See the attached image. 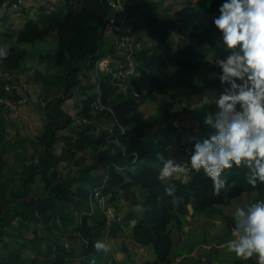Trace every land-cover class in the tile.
<instances>
[{
	"label": "trees",
	"instance_id": "obj_1",
	"mask_svg": "<svg viewBox=\"0 0 264 264\" xmlns=\"http://www.w3.org/2000/svg\"><path fill=\"white\" fill-rule=\"evenodd\" d=\"M61 1L55 8H41L36 19L28 17L17 30L0 31V39H4L0 46L8 49V56L0 59L2 71L19 75L30 54L23 46L35 45L53 33L57 35V47L47 57L58 69L54 77L37 70L36 79L55 86L58 93L45 105L47 121L36 140H32L34 161L20 170V178L12 188L10 179L1 180L0 175V264H100V252L94 243L102 241L107 232L119 236L125 227L120 222L109 226L107 214L97 200L96 210L89 214L95 189L102 191L109 207L118 210L123 199L142 208L138 223L131 226L127 222L126 226L135 242L154 246L156 258L144 264H173L177 253L172 231L184 228L190 207L193 216L217 218L225 214L219 206L232 205L245 193L258 192V198L264 200V184L255 188L249 185L243 166L222 173L227 187L219 196L213 193L212 181L203 170L197 173L191 169L187 181L158 179L167 150L181 142L180 137L173 136L174 122L180 118L189 121L190 114L218 110L216 105L200 103L223 90L215 75L220 69L214 62L226 52L218 44L221 33L213 23L223 0H185L184 6L174 12L170 10L173 4L163 6L164 0H122L129 15L136 16V31L140 32L134 44L137 73L129 78L126 90L120 89L121 79L112 73H97L95 66L116 49L113 64L127 62L126 48L119 50L113 43L112 34L121 33L107 32L112 19L116 26L121 25L126 15L108 0ZM7 2L12 6L19 0H0V8ZM19 5L23 15H29L23 3ZM8 18L6 12L3 21ZM179 24L190 27L187 43L181 48L175 47L174 32H180ZM118 51L124 56H118ZM92 68L95 73L90 76L95 77L96 83L82 91L79 86L86 70ZM137 74L148 79L146 95H135L144 85L137 84ZM5 82L0 77V95ZM77 87L82 90L76 95L73 91ZM75 97L74 117L64 104ZM148 98H166L176 105L146 116L141 106ZM98 99L112 111L95 109L93 103ZM181 102L197 106L183 108L178 106ZM76 118L88 123L73 126ZM0 121L3 133L4 121ZM61 131L66 134L62 135L64 146L59 149ZM1 139L5 140V136ZM5 144L0 148L3 173L4 154L9 150ZM39 187L44 191H39ZM224 220L229 229L234 228L232 215H224ZM24 226H30L33 237L26 236ZM5 235L11 240L5 241ZM80 244L81 247H75ZM189 251H193L192 246ZM237 263L257 264L254 257L232 262Z\"/></svg>",
	"mask_w": 264,
	"mask_h": 264
},
{
	"label": "clouds",
	"instance_id": "obj_2",
	"mask_svg": "<svg viewBox=\"0 0 264 264\" xmlns=\"http://www.w3.org/2000/svg\"><path fill=\"white\" fill-rule=\"evenodd\" d=\"M4 5V10L13 9ZM218 11L213 23L221 33L218 44L226 55L216 58L214 64L220 69L215 75L223 90L214 97L218 110L204 120L214 133L202 140L190 136L194 142L184 146L182 164L167 158L158 174V179L165 181L180 179V174H189L191 169L197 173L203 170L217 196L227 187L222 173L233 167L247 169L245 178L253 188L264 184V0H223ZM7 56L8 49L0 46V59ZM205 102L209 103L207 98ZM166 191L171 194L170 189ZM111 208L116 214L114 222L127 227L118 210ZM233 220L228 251L241 260L255 257L257 264H264V200L236 206ZM93 246L105 255L114 247L101 240Z\"/></svg>",
	"mask_w": 264,
	"mask_h": 264
},
{
	"label": "rangeland",
	"instance_id": "obj_3",
	"mask_svg": "<svg viewBox=\"0 0 264 264\" xmlns=\"http://www.w3.org/2000/svg\"><path fill=\"white\" fill-rule=\"evenodd\" d=\"M21 1L23 3V6H25L27 11L29 12V15L24 16L23 13L20 11V9L22 8V5L15 6L14 7L15 10L13 9L4 10L3 8H0V31L3 30V31L10 32V31L15 30L16 28L19 29L21 25L23 26L21 22H23L24 20H28V17L32 19H36V16L38 15V12L41 11V8L43 7L55 8L62 2L61 0H21ZM154 1H159V0H154ZM192 1L198 2L200 0H192ZM204 1L210 3L209 0H204ZM185 3H186L185 0H164L163 6L166 7V6L173 4V7L170 10L171 12H174L175 10L184 6ZM6 12L8 13L9 18L7 21H3L5 18ZM135 17L131 19L133 20L135 19ZM136 19H135V23H136V26H138V22L136 21ZM122 23L124 24L121 25V28H118V32H120L121 35L112 34L113 35L112 38L114 41L113 43L117 45V48L119 50L122 49L124 46H127L133 43L134 41L132 35L127 33V30L125 28L126 20L124 19ZM179 26H180V32L179 33L174 32V35L177 37L175 47L181 48L185 46L187 43L186 37L189 34L190 27L188 24H179ZM114 31L115 30L113 27H110V26L108 27V30H107L108 33H113ZM139 33L140 32L138 29V31L133 32V35L137 36L139 35ZM0 38H3L1 37V34H0ZM3 40L0 39V44L2 43ZM4 44H6V42ZM23 47H27L29 49L30 54L28 56L27 61L25 62V65L22 71L19 73L20 78H18L17 82H20L18 83L20 84L18 85V88L21 91L20 93L21 96H19V99L21 100V102L25 101V103L17 106L16 102L18 100V96L15 99V101L11 100L10 99L11 97H9L11 93H9L8 90L7 91L5 90L4 88L5 86H3L2 88L4 93L0 95V97H4V102H5V103L0 102V120L2 118V120L4 121L3 122L4 132L2 133V131H0V148L3 146V144L6 143L5 146H7V148L9 149L8 152L4 154L5 160H6L3 166L5 167L4 173L2 170L0 171V175L2 176L1 180H5L7 178L10 179V182H9L10 188H12L15 185V181H17L18 178H20L19 177L20 170L23 169V167H26V168L29 167V165L34 161L31 157L33 154L34 148H35V146H33L32 140H36V138L32 137L31 135H34L37 133L39 134L43 130L45 122L47 121L45 120L44 122V118L46 119V113H45L46 106L45 105L47 104V102L51 101L54 98V96H56V94L58 93L57 88L55 86H52V87L47 86L41 81H39L38 79H36V75L38 74L37 72L38 69L41 70V74L49 75L53 77L55 74L58 73L56 64L53 61H49L47 57L49 53H53L56 50V47H57L56 33L51 34L49 38H47L44 41L38 42L35 45L27 44V45H24ZM113 51L109 52V54L105 58L115 57L117 53L116 52L117 49L116 51L115 50ZM118 53L119 55L124 56V53L122 51L121 52L118 51ZM118 63L120 64L121 62H117V64ZM93 72L95 73V70L93 71V68L90 70H86L87 75L83 77V82L79 86V87H83V90L77 87L73 91L76 95L78 94L79 90L80 92L81 90L82 91L88 90L89 85L91 84L94 85L96 83L95 77L90 76V75H93L92 74ZM7 74H9V72L2 71V67L0 66V77L5 79V77H8ZM53 77H51V79ZM79 77L81 78L82 76L79 75ZM6 83L7 82H5L4 85H6ZM127 83H129V81ZM139 83H142L144 85H140L137 92L140 94L142 93V95H146V92H147L146 86L149 83L147 77L143 76V78L141 79ZM18 88H15V90H18ZM219 94L220 93H218V95H214L208 98L207 100L209 103H206L204 100L202 103H200V105L201 104L215 105L213 98L218 97ZM147 100H148V106L150 108L146 110L147 112L145 114L146 116L152 115L156 111H159L160 113L163 108L169 107L170 105H176V103L174 104L169 103L166 98H159V99H155V98L149 99L148 98ZM212 100L213 102H211ZM74 102H76V97L75 99H73V101L71 100L66 101L64 106H65V109H67V111H69L75 117V113H73L72 109H70L71 106H74ZM29 103L35 104V108L29 113L31 115L30 118H32L31 123L33 124L29 122L28 117L24 118L25 117L24 115H27L26 113L19 112L22 106L28 105ZM190 104H188L187 102H181L178 106H181L183 108H189V109L190 108L195 109V107L197 106V104H191V105ZM214 113L215 111H212V112L206 111L201 114L196 113L197 116L190 114L189 122L185 120L184 122V121H180L181 119H177L175 123L177 124L178 127H182V128H185L184 125H187L188 123L191 124V126L187 127V131H189L190 134H194L195 133L194 128H195L196 133L202 134V136H199V138L202 140L210 136L211 134H213L211 127H207V125L204 123V120L206 116L214 115ZM41 116L44 118H42ZM20 118L24 120H21ZM39 119L41 120L39 121ZM78 120L79 119L76 118V120L73 123V126H76L78 124L76 122ZM30 124L31 126L27 127ZM37 125H40V126L37 127ZM26 130H28V132ZM26 134L28 135V137ZM64 134H66V131L59 132V135L61 136L60 141H59L62 144L61 146H64V143H65L64 139L62 138V135L64 136ZM2 135L5 136V140L1 139ZM8 143L10 144V146H8ZM69 162H71V164H74L73 160ZM31 186H33L34 188H38L36 185H33V184ZM39 191L43 192L44 188L39 187ZM258 200H260L258 198V192L245 193L241 197L237 198L232 205L219 206L218 208L220 212L225 213V214H222V218H224V215L233 216L236 206H245L248 203L255 202ZM12 220H15V216H13ZM15 222L17 223V221ZM24 229L26 230L25 232L28 238L33 237L30 226L29 227L24 226ZM10 232H13V231H10ZM119 235L122 237V234H119ZM3 239L5 241L11 240L8 235L3 236ZM193 242L194 241L190 237L187 242L182 243V244H184L185 246L195 247V244ZM13 244H16V242H14ZM81 246L82 244L75 246V247L78 248ZM127 264H134L133 259L128 258Z\"/></svg>",
	"mask_w": 264,
	"mask_h": 264
},
{
	"label": "crops",
	"instance_id": "obj_4",
	"mask_svg": "<svg viewBox=\"0 0 264 264\" xmlns=\"http://www.w3.org/2000/svg\"><path fill=\"white\" fill-rule=\"evenodd\" d=\"M135 78L138 82L137 84H142L139 83L143 78L141 75L137 74ZM34 108L35 104L29 103L28 105L22 106L19 112L26 113L27 115H24V118L28 117V120L31 123L32 118H30L31 115L29 113ZM148 108L150 107L148 106L147 100L141 106V110L146 114V110H148ZM70 109H72L73 113L76 112L75 106H71ZM157 112L158 111H156L154 114H156ZM40 120L41 119H39V121ZM45 120L46 119L44 118V122ZM180 121H184V119H181ZM31 124L27 127H30ZM38 126L40 125H37V127ZM184 126L185 128L178 127L175 123L176 131L173 133V136L180 137L181 142L179 144L171 146L166 153L167 158L174 159L176 162L181 164L184 157V146L186 144L192 143V141L189 140V137H199L202 135L196 133L195 128V133L190 134V132L187 131V127L191 126V124L188 123ZM26 131L28 132V130ZM36 135L39 134L37 133L31 136L35 138ZM61 145L62 144L59 142V149H62ZM180 177V179H182L183 181H187L189 178L188 171L183 174H180ZM137 192H141V188L137 189ZM118 206L119 219L124 225L129 222L132 226L133 220L136 219L138 221L137 216L142 211V208L140 206L133 205L130 202L124 201L123 199L119 201ZM192 212L193 209L190 207L191 214L187 216L184 228L182 230L175 228L172 231V240L176 247L177 253V257L173 264H232L234 260H237L238 258L236 257L235 253L228 251V241L233 237L231 235L232 232L229 227H227L224 218H222V216L217 218L208 216H193ZM130 233L131 231L127 226L125 227L124 231L120 233L122 234V237L120 235L117 237H113L109 234H106L102 241L113 244L114 247L112 251L107 255L100 252V259H98V262L100 264H104V262H106L107 260L108 264H127V259L132 258L134 264H144L148 260L155 259L156 256L154 253V246L152 244L145 245L135 242V240L131 237ZM190 237L192 238V240L194 241L193 243L195 244V247H193L192 252L189 251V247L191 246H185L184 244H182L187 242Z\"/></svg>",
	"mask_w": 264,
	"mask_h": 264
},
{
	"label": "built area",
	"instance_id": "obj_5",
	"mask_svg": "<svg viewBox=\"0 0 264 264\" xmlns=\"http://www.w3.org/2000/svg\"><path fill=\"white\" fill-rule=\"evenodd\" d=\"M22 1L19 0V3H21ZM109 4L115 8L116 10H120L122 11L125 15H126V24H125V28L127 30V33L131 34L132 37H133V43L127 45V46H124V48H126V60L127 62L124 63L122 61H118V62H121L120 64L116 63V65H112V58H104V59H101L99 60L95 66H96V71L99 72H105V73H112L114 74L117 78L121 79L122 82L119 84L120 85V88L125 90L127 88V81L128 79L135 74L136 70H137V61L135 59V56H134V44H135V40H136V36L133 35V32L136 31V23H135V19H131L133 18L134 16H131L129 15L128 11L124 8L123 6V3H122V0H108ZM8 4H5L4 6H7ZM13 7L15 6H18V3H12L11 4ZM124 23H122L121 25H123ZM121 25H115L114 23V19H112V21L110 22V24L108 25V27H113L114 30L117 29L118 31V28H121ZM108 27H107V30H108ZM120 31V30H119ZM118 66V67H116ZM8 77H5L6 79V85H4L5 87V90L9 91V93H11L9 95V97H11L10 99L15 101V99L17 98L18 96V100L16 102L17 106L21 105V104H24V102H21V100L19 99V96L21 91L19 90L18 88V83L20 82H17L18 78H20V76L16 73H10L7 74ZM25 86V85H24ZM15 88H18V90H15ZM25 89V88H24ZM28 101V100H27ZM26 101V102H27ZM0 102H4V97H0ZM93 106L95 109L97 110H109V111H112V108L106 104H104L102 102L101 99H98L97 102H94L93 103ZM77 123H88L87 120H84V121H81V120H78L76 121ZM92 203H93V210L92 212H90V214H93V211H94V200H97L98 202V205L100 208H102L106 213H107V218H108V225L111 226L112 223L116 220V214H115V211L109 207L107 205V200L104 196H102V191L101 190H94L93 194H92V197L90 198Z\"/></svg>",
	"mask_w": 264,
	"mask_h": 264
},
{
	"label": "water",
	"instance_id": "obj_6",
	"mask_svg": "<svg viewBox=\"0 0 264 264\" xmlns=\"http://www.w3.org/2000/svg\"><path fill=\"white\" fill-rule=\"evenodd\" d=\"M137 224V220L132 221V226H135Z\"/></svg>",
	"mask_w": 264,
	"mask_h": 264
}]
</instances>
